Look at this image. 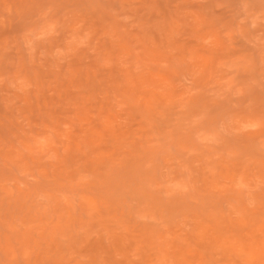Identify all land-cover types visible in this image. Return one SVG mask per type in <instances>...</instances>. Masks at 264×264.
<instances>
[{
    "label": "rangeland",
    "instance_id": "rangeland-1",
    "mask_svg": "<svg viewBox=\"0 0 264 264\" xmlns=\"http://www.w3.org/2000/svg\"><path fill=\"white\" fill-rule=\"evenodd\" d=\"M0 264H264V0H0Z\"/></svg>",
    "mask_w": 264,
    "mask_h": 264
}]
</instances>
